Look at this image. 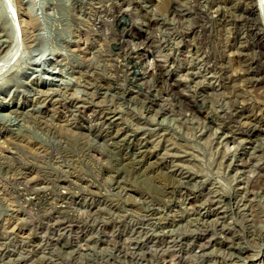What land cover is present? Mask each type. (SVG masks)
I'll use <instances>...</instances> for the list:
<instances>
[{
	"label": "rangeland",
	"instance_id": "rangeland-1",
	"mask_svg": "<svg viewBox=\"0 0 264 264\" xmlns=\"http://www.w3.org/2000/svg\"><path fill=\"white\" fill-rule=\"evenodd\" d=\"M246 2L0 0V264H264Z\"/></svg>",
	"mask_w": 264,
	"mask_h": 264
},
{
	"label": "bare ground",
	"instance_id": "bare-ground-1",
	"mask_svg": "<svg viewBox=\"0 0 264 264\" xmlns=\"http://www.w3.org/2000/svg\"><path fill=\"white\" fill-rule=\"evenodd\" d=\"M258 2V1H257ZM254 0H248L243 6V17L249 22L250 28L260 36L261 39H264V24L261 22V20L258 17V14H256V9L258 6V3ZM244 3V2H243ZM243 5V4H242ZM259 7V6H258ZM259 11V10H258ZM257 11V12H258ZM261 15V14H260ZM241 19V18H240ZM259 41V40H258ZM258 43V42H256ZM261 44V43H260ZM263 44V43H262ZM259 45V44H258ZM1 59V58H0ZM9 58H3V63H6ZM2 62V60H0ZM252 66V65H251ZM250 66V67H251ZM139 165V164H138ZM142 166V165H141ZM144 166V165H143Z\"/></svg>",
	"mask_w": 264,
	"mask_h": 264
}]
</instances>
